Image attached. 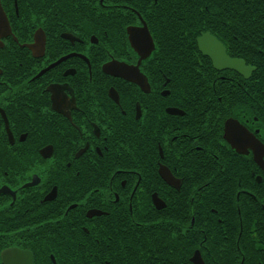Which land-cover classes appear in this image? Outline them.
<instances>
[{
  "label": "flooded vegetation",
  "instance_id": "flooded-vegetation-1",
  "mask_svg": "<svg viewBox=\"0 0 264 264\" xmlns=\"http://www.w3.org/2000/svg\"><path fill=\"white\" fill-rule=\"evenodd\" d=\"M34 2L0 0V264H153V226L264 264V0Z\"/></svg>",
  "mask_w": 264,
  "mask_h": 264
},
{
  "label": "trees",
  "instance_id": "trees-1",
  "mask_svg": "<svg viewBox=\"0 0 264 264\" xmlns=\"http://www.w3.org/2000/svg\"><path fill=\"white\" fill-rule=\"evenodd\" d=\"M10 3H12L13 0H9ZM18 1L19 3H23V2H30V5L32 6L33 9H36V3L34 2L35 0H16ZM202 2L204 4H207L206 0H202ZM209 5V3L207 4ZM203 12V11H202ZM206 11H204L205 13ZM108 14H112L111 12H109ZM87 21L84 22V23H78V24H84L86 29L88 30V35L90 33H96V29L93 30V28H97L98 31L100 30H106L107 31V35H102L100 37V42L104 43V42H108L107 41V38L111 35V31H112V19H95V18H92V12L88 11V14H87ZM49 21H44L42 22V24H46L48 23ZM55 23H60V21H54ZM67 23H71V24H77L75 23L74 21H66ZM264 182V180H263ZM263 206H264V187H263ZM252 214L249 213V219L248 221H251L250 219V216ZM254 221H262L264 223V209L262 210V213H261V216L260 217H256L254 216ZM260 231V229L257 230V232ZM262 238H264V226L262 227ZM151 232H152V238H151V245L153 246L152 248L154 250H156V252H160L162 253V255L159 257V259H153V264H190L188 261H184V262H179V261H176L174 258H172L171 255H177V253H179L178 251L180 249H182V247L180 246L182 243H180L179 245L178 244H175V243H172L170 244V240H168L167 242V245L165 247L161 246L160 242L161 240L163 239V236L161 235V230L156 227V226H153L152 229H151ZM221 232V231H220ZM144 238L146 240V243H147V235L144 233H141V236H140V240H137L136 241V250H135V254L136 253H140V254H144V249H145V241H144ZM223 238V235L220 236L219 240L218 239H215L213 240L214 243L210 244L208 243V240L207 239H202L200 241V243L198 245H194L193 246V249L194 248H197L200 250L201 254L203 255H206L209 253V250L211 252H215L216 253H220L217 251V243L220 242V239ZM200 240V239H199ZM183 248H186L185 246H183ZM160 250H163V251H160ZM210 252V253H211ZM138 264H144V259H141L140 261L137 262ZM120 264H126V262H121ZM205 264H208V261H205Z\"/></svg>",
  "mask_w": 264,
  "mask_h": 264
},
{
  "label": "water",
  "instance_id": "water-1",
  "mask_svg": "<svg viewBox=\"0 0 264 264\" xmlns=\"http://www.w3.org/2000/svg\"><path fill=\"white\" fill-rule=\"evenodd\" d=\"M111 68L109 67V69L107 70V72L111 73ZM229 125H234V122H227L226 123V128L229 127ZM241 133V136H242V139L244 140V144L247 143V145L249 147H252L256 150V146L258 145V147H261L257 141L254 140L253 136L246 132L244 129H238ZM229 131H233V129H226V132L228 133ZM258 151V150H257ZM261 152L258 151V156H255V161L260 165V167H262L264 169V162L262 161L261 159V156H260ZM262 156H264V148L262 150ZM191 261L193 264H204L201 257H200V254L198 251H195L192 258H191Z\"/></svg>",
  "mask_w": 264,
  "mask_h": 264
},
{
  "label": "snow or ice",
  "instance_id": "snow-or-ice-1",
  "mask_svg": "<svg viewBox=\"0 0 264 264\" xmlns=\"http://www.w3.org/2000/svg\"><path fill=\"white\" fill-rule=\"evenodd\" d=\"M134 39H141L140 37H134ZM237 135H241V133H237Z\"/></svg>",
  "mask_w": 264,
  "mask_h": 264
}]
</instances>
